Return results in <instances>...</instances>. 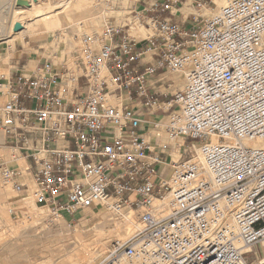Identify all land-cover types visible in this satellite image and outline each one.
I'll return each instance as SVG.
<instances>
[{
  "label": "built area",
  "instance_id": "1",
  "mask_svg": "<svg viewBox=\"0 0 264 264\" xmlns=\"http://www.w3.org/2000/svg\"><path fill=\"white\" fill-rule=\"evenodd\" d=\"M212 4L135 0L0 75L3 146L24 162H0L3 185L32 183L69 228L97 205L129 221L99 264H264L247 251L264 241V0Z\"/></svg>",
  "mask_w": 264,
  "mask_h": 264
},
{
  "label": "rangeland",
  "instance_id": "2",
  "mask_svg": "<svg viewBox=\"0 0 264 264\" xmlns=\"http://www.w3.org/2000/svg\"><path fill=\"white\" fill-rule=\"evenodd\" d=\"M10 1L11 0H0V32L3 29L4 34L6 32L5 36L4 34H0V39L11 37L9 40H12L5 44L0 41V54L3 55L1 58H12L19 48H24L31 53L34 58H47L54 49L53 37L56 32L63 31L70 26L72 27L71 29L75 31L81 28V26L79 27L77 24L64 17V27L58 31L34 35L32 30L33 27H31L30 30L24 31L23 29L21 31L24 32L22 37H14L12 29L14 25H12V22L15 23L21 18L22 21H28V24L33 23L29 18H31L35 12L39 11L44 14L54 10L57 11L60 5L66 0H37L32 11L22 12L15 11L16 0H13L12 3L14 8L11 9L9 5ZM134 1L135 0H91V9L94 13H97V10H101V8L107 9L105 17L100 18L97 25L91 28H100L106 21L123 15L122 12L124 9L131 7ZM203 1L210 2L211 0ZM225 2L226 0H212L213 4L200 13L201 15H209L217 12ZM104 3H107L108 6L103 5ZM39 5L42 6L40 7ZM68 6H74L73 2L69 3ZM8 7L11 9L10 12ZM190 12L194 14L198 13L196 9L189 6V11H184L183 14L186 16ZM178 13L181 14L182 12L179 11ZM33 25L34 24H32V26ZM84 29L86 28L83 27L82 30ZM138 36L145 39L146 32L140 30ZM9 45L12 48H9ZM175 90V86H173V88L170 85L162 87V92L164 93H174ZM0 137L3 138L1 133ZM3 152H1L3 160L0 158V162L2 161L12 166L22 162L18 161L14 164L7 162V159H12L13 153L9 149ZM173 153L179 157V154L175 151ZM28 185L30 189L27 192L19 193L12 187L4 186L0 177V200L3 201L0 202V208H5V210L10 209L4 214L5 217L0 215V259H4L5 261H3L6 262L10 260L12 256L17 258L16 262H6V264H67V260L80 249L82 244L80 241L85 243L84 246L87 248L86 251L95 258L92 264H99L114 241L119 239L125 241L132 235V232H129V230L132 229L130 222L124 218L116 217L108 208L102 205H97L79 214V220L72 228H69L65 221L52 222L44 209V217L40 218V214H38L39 217H36L31 210L33 206L34 208L38 206L33 199L34 187L32 183H28ZM27 201H30L28 202L29 205L25 204ZM31 204L32 208L29 207ZM11 210L14 212L12 213ZM98 213H103L106 217L101 218L97 215ZM114 229L116 230L112 234ZM28 231L31 237L25 235ZM100 233L106 236L103 242H100L102 241L100 240ZM12 238L15 239L12 250L1 249L3 242L5 240L12 241ZM248 256L250 262H255L258 258L263 259L264 248L262 247V243L254 247Z\"/></svg>",
  "mask_w": 264,
  "mask_h": 264
},
{
  "label": "bare ground",
  "instance_id": "3",
  "mask_svg": "<svg viewBox=\"0 0 264 264\" xmlns=\"http://www.w3.org/2000/svg\"><path fill=\"white\" fill-rule=\"evenodd\" d=\"M96 1V0H95ZM13 0L10 1L9 5H10V8H14L13 7ZM73 2L74 6L72 7H69L68 4ZM8 4V3H7ZM110 4V3H109ZM1 5V4H0ZM16 5V4H15ZM103 5H106L108 6L107 3H104ZM117 5V4H116ZM40 6V5H39ZM42 6V5H41ZM40 6V7H41ZM122 6V5H121ZM2 7V6H1ZM35 7V2L32 1V6L31 8H21V7H17L16 6V10L15 11H18V12H22V11H32ZM9 9V12H10V9ZM48 8V7H47ZM92 2L91 0H66L65 2H63L61 5H60V8L59 10L57 11H52V12H47V13H41V12H35V14H33L31 16V18H29L30 21H32L33 23H30L28 24L27 22L28 21H22V19L20 18L19 22L22 26H23V29L24 31H27V30H30L31 27H33V34L36 35L38 33H50V32H53V31H58L60 29H62L64 27V24H65V20H64V17H66L69 21L71 22H74L75 24H77L79 27L81 26V29L84 27V28H91L93 26H96L97 23H98V20L100 18H104L105 17V13L107 12V9L106 8H101V10H97V13H94L92 11ZM53 9V7H52ZM114 9V8H113ZM8 11V10H7ZM43 12V11H42ZM110 12V11H109ZM17 13V12H16ZM8 14V13H7ZM18 14V13H17ZM25 14V13H24ZM28 15H31V14H28ZM21 16V15H20ZM19 17V15H18ZM28 18V17H27ZM105 20V19H104ZM15 22V23H17ZM14 25L15 23L12 22ZM32 24H34L32 26ZM90 26V27H89ZM13 27V26H12ZM71 27V26H70ZM13 29V28H12ZM79 29V28H78ZM8 32V31H7ZM59 32V31H58ZM24 32H17V33H13V36L14 37H22ZM0 34H4V29L1 30ZM6 34V32H5ZM4 34V36H5ZM32 34V35H33ZM12 36V35H10ZM3 37V36H2ZM1 37V38H2ZM8 39V40H7ZM11 39V37H6L5 39H0V41H2L4 44L7 43V42H10L12 40H9ZM10 46V45H9ZM14 49V48H13ZM1 51V50H0ZM3 56V55H2ZM171 79L173 81H175V83H178L180 84L181 82V78H180V75H172L171 76ZM173 88V86H171ZM4 150H8L7 148H5L3 146V138L0 137V158H2L3 160V155L1 154V152H3ZM4 153V152H3ZM171 157L174 161H176L178 159V155L176 156L174 153L171 154ZM7 162L9 163H12L14 164V160L13 159H7ZM23 162V161H22ZM18 163V165H23V163ZM26 178H28V176L26 175ZM2 193V192H1ZM9 195V194H8ZM3 199V198H1ZM25 200V199H24ZM0 202H3L0 200ZM30 201H27L25 204L26 205H29ZM30 208H32V204L31 206H29ZM10 210V209H8ZM8 210H5V208H0V215L1 216H4V214H6V212ZM32 212H34V214L36 215V217H39L38 214H40V218L44 217V211L41 207L37 206L36 208H34L33 206V209H31ZM99 217L101 218H104L106 216H104L103 213H98L97 214ZM53 225V224H52ZM117 229V228H116ZM114 229L112 231V234L114 233V231L116 230ZM128 230V229H127ZM131 230H129L130 232ZM78 232V231H77ZM28 233V234H27ZM79 234V233H78ZM28 237H31V234H29V231L26 232V234ZM52 236V235H51ZM100 236V242H103L106 238V236H104L103 234H99ZM83 239V238H82ZM15 241L14 238H12V241H7L5 240L3 242V244L1 245V249H9V250H12V245L13 242ZM81 247L80 249L73 255L71 256L68 260H67V264H92L95 260V258L92 256V254L88 253L86 251V247L84 246L85 243L84 242H81ZM109 243V242H108ZM100 244V243H99ZM262 247L264 248V241L262 242ZM102 250V249H101ZM247 251H251V249H248ZM101 256V255H100ZM4 259H0V264H6V262H16L17 261V258L12 256L10 260L4 262L3 261ZM27 262V261H26ZM8 264V263H7ZM30 264V263H28Z\"/></svg>",
  "mask_w": 264,
  "mask_h": 264
},
{
  "label": "crops",
  "instance_id": "4",
  "mask_svg": "<svg viewBox=\"0 0 264 264\" xmlns=\"http://www.w3.org/2000/svg\"><path fill=\"white\" fill-rule=\"evenodd\" d=\"M191 4L187 3L180 11L175 20H180L184 18V11H189V6ZM188 14H191L188 13ZM0 54V75L12 74L16 72H22L24 74H31L37 67L38 63L41 61V57L34 58L31 53L26 51L24 48H19L12 58L4 57L1 58Z\"/></svg>",
  "mask_w": 264,
  "mask_h": 264
},
{
  "label": "water",
  "instance_id": "5",
  "mask_svg": "<svg viewBox=\"0 0 264 264\" xmlns=\"http://www.w3.org/2000/svg\"><path fill=\"white\" fill-rule=\"evenodd\" d=\"M32 1L36 2L37 0H16L15 4L17 7L21 8H31L32 6ZM23 30V26L17 22L13 26V32L17 33Z\"/></svg>",
  "mask_w": 264,
  "mask_h": 264
}]
</instances>
